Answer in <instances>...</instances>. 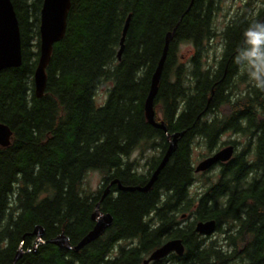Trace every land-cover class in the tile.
I'll return each mask as SVG.
<instances>
[{
	"label": "trees",
	"instance_id": "1",
	"mask_svg": "<svg viewBox=\"0 0 264 264\" xmlns=\"http://www.w3.org/2000/svg\"><path fill=\"white\" fill-rule=\"evenodd\" d=\"M10 1L22 64L0 72V124L12 133L10 144L0 146V264H144L172 240L181 241L184 253L149 264H264V91L255 87L256 69L245 56L258 39L256 57L264 56V0L250 12L254 0L246 1L220 33L219 0H73L40 99L33 75L43 0ZM170 33L154 118L170 136H182L150 190L120 191L112 181L144 187L169 145L147 123L144 104ZM216 38L222 48L210 62ZM180 43L194 50L188 67L177 60ZM102 89L106 101L97 107ZM227 132L246 144L236 153L234 141L223 143L234 147L231 160L208 170L194 191L190 147L199 139L212 155ZM138 150L155 153L142 173L129 160ZM93 171L105 186L85 194L83 181ZM98 203L113 218L103 236L78 252L48 243L64 234L77 245L92 230ZM207 221L215 222L212 237L195 232ZM35 227L43 229L41 241Z\"/></svg>",
	"mask_w": 264,
	"mask_h": 264
},
{
	"label": "water",
	"instance_id": "2",
	"mask_svg": "<svg viewBox=\"0 0 264 264\" xmlns=\"http://www.w3.org/2000/svg\"><path fill=\"white\" fill-rule=\"evenodd\" d=\"M73 0H43L40 11V25H39V59L33 75L34 82V95L40 99L44 95L46 87V75L45 69L49 64L53 46L59 43L66 30V21L68 12ZM129 18L125 22L123 29L120 49L117 54L118 60L123 51V43L128 29ZM173 38V33L167 35L165 40V46L162 56L158 62L155 72L151 79V85L147 99L144 104V112L147 123L161 131H163L168 139L169 145L165 155L163 156L160 164L151 175L148 183L144 187H124L117 180L111 182V184H117L120 191L124 192H147L151 189L156 181L160 171L167 163L169 157L175 151L177 146L178 137L182 136V133L174 134L170 136L167 134L166 128L162 122L157 123L155 121V113L153 109V100L157 93L158 84L160 81L163 64L165 61L167 48L170 41ZM22 64L21 55V38L19 32L18 21L10 0H0V72L6 69L19 68ZM10 129L0 124V146L7 147L10 144L11 139ZM234 154V147H224L212 155L202 160L194 169L195 173H204L210 170L217 164L227 163L231 160ZM108 193V188L103 192L102 198ZM91 220L94 222V226L90 232H88L77 245L71 246L69 239L61 234L55 238H52L48 243L57 246L58 248H64L67 250H73L78 252L85 246L94 242L98 238L104 235L106 230L111 227L113 218L109 214H103L99 211V203L96 204L94 213L91 216ZM195 232L201 236H211L215 232V222H199L195 225ZM32 235L36 236L39 241L43 236V229L41 227H35ZM171 253L181 256L184 253V247L180 240L168 241L155 251H153L149 257L144 261V264L157 262L167 257ZM21 255V251L18 252L17 260Z\"/></svg>",
	"mask_w": 264,
	"mask_h": 264
},
{
	"label": "rangeland",
	"instance_id": "3",
	"mask_svg": "<svg viewBox=\"0 0 264 264\" xmlns=\"http://www.w3.org/2000/svg\"><path fill=\"white\" fill-rule=\"evenodd\" d=\"M246 1L248 0H219L218 4V12L216 14L215 19V27L217 30V33H220L222 29L226 26L228 21L236 14L241 12L242 9H244V6L247 4ZM260 6V3L258 1L254 0L253 3L251 1L249 5V10L252 8L254 11H256V8ZM253 13V12H252ZM213 49L210 52V59L209 61L212 62L215 56L219 55L222 45L220 38H216L213 42L212 46ZM176 53H177V60L180 65H183L184 67H188L189 58L190 55H192V48L190 44L187 43H180L176 47ZM243 72V71H241ZM240 90H244V86H240ZM106 101V91L105 89H102L98 92V94L95 97V104L97 107H101ZM230 141L235 142V152L239 153L243 146L246 144V138L242 137L241 135L234 134L233 132H227L220 138L221 147L224 148L229 146L228 144L225 146H222L223 143H227ZM207 148L204 146L203 142L199 139L193 142L192 147H190V161L192 163L193 168L195 167L205 158L210 156L211 154H208ZM155 153L152 151H147L146 153L141 155V152L138 150L132 154L130 157V161L134 162L137 166H140V172L146 171V162L150 159ZM196 174V182L193 185L194 191H200L198 188H200L202 181V177H209L212 173L206 172V173H195ZM203 176H202V175ZM104 180L102 176L98 172H89L84 181H83V191L85 194H96L99 190L103 189ZM200 185V186H199ZM212 237V236H211Z\"/></svg>",
	"mask_w": 264,
	"mask_h": 264
},
{
	"label": "clouds",
	"instance_id": "4",
	"mask_svg": "<svg viewBox=\"0 0 264 264\" xmlns=\"http://www.w3.org/2000/svg\"><path fill=\"white\" fill-rule=\"evenodd\" d=\"M261 27V23H256L255 25H251L246 31L245 35L246 36H251L253 35V28H259ZM253 51L251 53H245V56H247L250 60L251 67L255 68L256 71L251 72L250 76L251 79L255 82V87L261 91H264V56L261 57H256V52L255 48L258 46L260 43V40L253 41ZM253 58L259 59L260 61V66L257 67L256 63L252 62ZM240 57H237V62L239 63Z\"/></svg>",
	"mask_w": 264,
	"mask_h": 264
},
{
	"label": "flooded vegetation",
	"instance_id": "5",
	"mask_svg": "<svg viewBox=\"0 0 264 264\" xmlns=\"http://www.w3.org/2000/svg\"><path fill=\"white\" fill-rule=\"evenodd\" d=\"M192 52H194V50L192 49ZM189 60H191V55H190V58H189ZM104 185V184H103ZM105 186V185H104Z\"/></svg>",
	"mask_w": 264,
	"mask_h": 264
}]
</instances>
